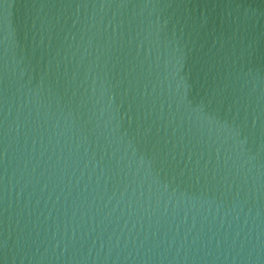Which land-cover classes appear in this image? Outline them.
I'll return each mask as SVG.
<instances>
[{
    "label": "water",
    "instance_id": "obj_1",
    "mask_svg": "<svg viewBox=\"0 0 264 264\" xmlns=\"http://www.w3.org/2000/svg\"><path fill=\"white\" fill-rule=\"evenodd\" d=\"M0 264H264V0H0Z\"/></svg>",
    "mask_w": 264,
    "mask_h": 264
}]
</instances>
